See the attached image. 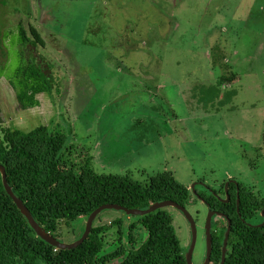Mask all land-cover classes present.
Instances as JSON below:
<instances>
[{"label":"rangeland","instance_id":"obj_1","mask_svg":"<svg viewBox=\"0 0 264 264\" xmlns=\"http://www.w3.org/2000/svg\"><path fill=\"white\" fill-rule=\"evenodd\" d=\"M20 20L38 30L43 47L20 44ZM39 55L60 93L20 110L1 77L0 130L47 126L90 151L97 173L141 184L171 172L196 217L193 264L204 258L208 212L192 189L232 179L264 199V0H0V70L12 75ZM231 74L233 82L219 84ZM160 209L186 253L188 220ZM120 218L134 220L105 208L92 224ZM86 220L62 223L58 240L76 241ZM116 232L107 231L112 241Z\"/></svg>","mask_w":264,"mask_h":264},{"label":"trees","instance_id":"obj_2","mask_svg":"<svg viewBox=\"0 0 264 264\" xmlns=\"http://www.w3.org/2000/svg\"><path fill=\"white\" fill-rule=\"evenodd\" d=\"M29 24L25 28L21 20L17 23L20 44L43 47L38 30ZM29 57L32 60L17 67L12 75H4L0 70V78L6 77L20 110L38 106L40 94H46L52 101L53 89L60 93L59 86L53 84L51 64L42 60V55ZM234 79L231 74L221 76L218 82L224 85ZM0 133V164L8 187L36 224L55 239L58 240L62 223L87 218L104 204L146 211L143 215H130L133 221L120 218L109 225H93L92 220L86 238L79 245L56 248L33 231L5 191L0 175V264H186L172 216L160 208L148 210L152 204L164 200L187 206L189 190L171 172L157 173L141 184L128 175L97 173L90 151L75 150L64 133L50 131L47 126L40 125L28 132L1 128ZM230 183L234 181H223L216 190L223 192ZM238 187L237 208L241 218L246 221L258 216L259 220L251 225L231 220L230 251L225 264H264V199H258L250 191L242 193L245 188L239 184ZM113 225L117 226L114 241L107 234ZM142 230L144 239L139 233ZM221 239L218 238V251ZM111 241L115 245L108 248ZM214 256L212 251L211 261ZM218 256L219 252L215 259Z\"/></svg>","mask_w":264,"mask_h":264},{"label":"flooded vegetation","instance_id":"obj_3","mask_svg":"<svg viewBox=\"0 0 264 264\" xmlns=\"http://www.w3.org/2000/svg\"><path fill=\"white\" fill-rule=\"evenodd\" d=\"M228 185H229V188H228ZM223 189H224L223 192H220L219 190H216V189L213 190V188L207 185H205V190L192 189L193 195L196 198H198L200 201H202V203L205 205L207 212H211L210 222H209L210 223L209 224L210 251H209L208 264H221V263L225 264L226 258L228 256V252L230 251L228 240H229V235L231 233V230H230L231 220H235V221L240 220L241 223L248 222L247 223L248 225H251L252 223L254 224L255 222H258L259 220L258 216H256L255 218H252V219H257L255 222H253L252 219L250 218H249L250 220L247 219L246 221L245 219L241 218L239 209L237 208L238 203H239V194H240L238 183L234 181V184L233 183L227 184L225 185ZM241 192L244 193L245 191L242 190ZM189 201L190 200H188V203ZM187 207L188 205L183 208L187 211ZM214 207H216L217 209H214ZM181 214L185 217L184 212H181ZM192 219L194 221L195 229H196V217H192ZM228 224H229V232L227 234V238H226L224 249H223L225 232H226ZM196 238H197V229H196ZM196 238H195V243H194V247H193L192 254H191V260L193 256V251L196 247ZM218 238H222L220 242V246H219V251H218ZM214 240H216V243H214ZM189 246L190 244L188 245V248ZM212 251H214V255H215L213 258V261H211ZM218 252H219L218 259H215L217 257ZM185 254L186 253H184V256ZM206 254H207L206 230L204 228V258L198 264H203V262L206 259Z\"/></svg>","mask_w":264,"mask_h":264},{"label":"water","instance_id":"obj_4","mask_svg":"<svg viewBox=\"0 0 264 264\" xmlns=\"http://www.w3.org/2000/svg\"><path fill=\"white\" fill-rule=\"evenodd\" d=\"M0 175L2 178V184L5 188V191L7 192V194L12 198V201L14 202V204L16 205L17 209L20 211V213L27 219V221L29 222L31 228L33 229V231L37 234L38 237H40L42 240H44L45 242L53 245L56 248H72V247H76L77 245H79L87 236L90 227H91V223L92 220L95 218L96 214L99 213L101 210L105 209V208H112V209H118V210H122L124 211L126 214L128 215H143L146 213L145 210H140V209H134V208H126L117 204H104L99 206L98 208H96L94 211H92L90 213V215L87 217L86 220V224H85V231L82 234V236L80 238H78L76 241H73L72 243H62L60 241H58L57 239H55L53 236H51L48 232H46L42 227L38 226L36 224V222L33 220V218L31 217L29 210L24 206V204L15 196H13L10 188L7 185L6 179H5V170L4 167L0 164ZM164 206H169V207H173L178 209L180 212H184V215L186 217V219L188 220L189 224H190V230H191V243L190 246L188 248V251L185 254V260H186V264H192L191 262V254H192V250L194 247V243H195V238H196V229H195V224L194 221L191 217V215L180 205H178L177 203L170 201V200H164L158 203H154L149 207V211H154L157 208H161ZM262 214V212H261ZM210 216H211V212L207 213L206 216V222H205V230H206V247H207V254H206V259L203 262V264H208L209 262V251H210V237H209V222H210ZM229 232V224L227 226L226 232H225V238H224V244H223V249H224V245H225V241L227 238V234ZM223 256V255H222ZM223 259V257H222ZM222 264V263H221Z\"/></svg>","mask_w":264,"mask_h":264}]
</instances>
